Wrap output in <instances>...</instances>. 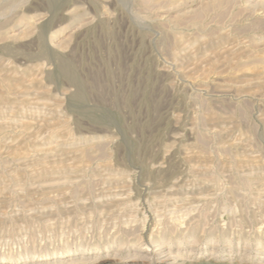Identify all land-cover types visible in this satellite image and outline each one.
Returning a JSON list of instances; mask_svg holds the SVG:
<instances>
[{"label": "rangeland", "instance_id": "rangeland-1", "mask_svg": "<svg viewBox=\"0 0 264 264\" xmlns=\"http://www.w3.org/2000/svg\"><path fill=\"white\" fill-rule=\"evenodd\" d=\"M263 71L264 0H0V264H264Z\"/></svg>", "mask_w": 264, "mask_h": 264}, {"label": "bare ground", "instance_id": "bare-ground-1", "mask_svg": "<svg viewBox=\"0 0 264 264\" xmlns=\"http://www.w3.org/2000/svg\"><path fill=\"white\" fill-rule=\"evenodd\" d=\"M261 68H262V67H261ZM258 69H259V68H258ZM258 69L255 70V71L257 72ZM253 70H254V69H253ZM263 72H264V71H263ZM258 73H262V72L259 71ZM255 74H256V73H255ZM76 148H77V147H76ZM52 149H53V148H52ZM49 150H50V148H49ZM78 150L82 151L81 148H79ZM84 150H85V149H84ZM75 151H76V150H75ZM80 151H79V152H80ZM81 153H82V152H81ZM81 153H80V155H81ZM82 155H83V154H82ZM44 165H45V164H44ZM55 166H56V165H55ZM41 167H42V166H41ZM75 167H77V166H75ZM54 168H55V167H54ZM58 168H60V167H57V169H58ZM40 169H41V168H40ZM40 169H39V172H40L41 170H43V169H41V170H40ZM50 169H51V167H50ZM60 169H61V168H60ZM47 171H48V170H47ZM56 171H57V170H56ZM42 172H43V171H42ZM40 173H41V172H40ZM55 173H56V172H55ZM43 174H45V172H44ZM45 175H46V174H45ZM45 175H43V176H45ZM51 176H52V173H51ZM169 231H170V230H169ZM187 260H188V259H187ZM151 263H152V262H151ZM203 264H204V263H203Z\"/></svg>", "mask_w": 264, "mask_h": 264}]
</instances>
